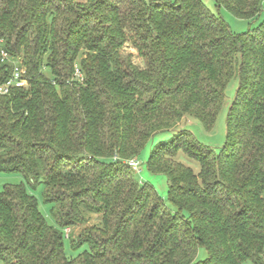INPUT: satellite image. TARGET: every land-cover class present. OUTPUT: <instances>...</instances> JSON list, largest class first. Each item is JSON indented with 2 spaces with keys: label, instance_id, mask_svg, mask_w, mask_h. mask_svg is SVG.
<instances>
[{
  "label": "trees",
  "instance_id": "1",
  "mask_svg": "<svg viewBox=\"0 0 264 264\" xmlns=\"http://www.w3.org/2000/svg\"><path fill=\"white\" fill-rule=\"evenodd\" d=\"M215 3L251 20L264 0ZM17 66L28 85L0 95V173L43 184L57 226L5 187L0 264H264V23L234 35L203 0H0V86ZM234 78L221 149L175 130L212 131ZM165 131L149 168L176 211L126 163ZM66 240L88 250L70 258Z\"/></svg>",
  "mask_w": 264,
  "mask_h": 264
},
{
  "label": "rangeland",
  "instance_id": "2",
  "mask_svg": "<svg viewBox=\"0 0 264 264\" xmlns=\"http://www.w3.org/2000/svg\"><path fill=\"white\" fill-rule=\"evenodd\" d=\"M203 2L206 4V6L211 9L216 14H220L223 19L227 22V24L230 27L231 32L234 35H240L242 33L248 32L250 30H254L259 28L264 23V4L261 14L251 20L246 19H240L234 16L231 12L228 10L222 8L219 10L216 7L215 0H203ZM127 53H131V50H127ZM134 54L133 61L135 64L140 65V60L137 57L136 52H132ZM238 88V80L234 78L231 80L229 85L226 89V101L223 105L221 111L219 112V115L217 117V121L215 124V127L212 131H206L202 124L193 118H186L183 121H181L180 125L175 129L178 131L179 129H186L192 132L195 137L200 141L202 144L209 146L211 148H214L216 150L221 149L226 142L227 139V114L229 110V106L231 105L233 99L235 98V94ZM172 131H165L157 134L149 145L144 148L141 153L133 159H136L139 163V173L132 170L135 174L138 175V178L142 183H148L152 185L155 190L157 191L158 195L166 202V204L173 210L176 211V209L169 203V184L167 176L164 174H156L152 172L149 168V158L151 154V150L153 146L156 144L162 142V141H168L173 136ZM183 156V153H181ZM181 161L187 162L191 164L187 158L182 157L180 158ZM188 160V161H187ZM194 165L195 170H199V166L197 164H191ZM24 185L27 189V191L34 196L38 203H39V209L46 219L47 223L50 226H57L55 219L52 215V205L45 203V187L43 184H39L35 187L28 184L23 177L22 174L19 173H0V192L5 187H11V186H20ZM65 250L66 254L70 258H76L85 251L88 250L87 246H82L81 248L74 250L71 247V244L69 240H66L65 242ZM207 252L204 248H200L198 255H197V261H202L207 259ZM243 264H252L251 262H246Z\"/></svg>",
  "mask_w": 264,
  "mask_h": 264
},
{
  "label": "built area",
  "instance_id": "3",
  "mask_svg": "<svg viewBox=\"0 0 264 264\" xmlns=\"http://www.w3.org/2000/svg\"><path fill=\"white\" fill-rule=\"evenodd\" d=\"M2 57L3 61L9 60V55L5 51H2ZM77 74L80 76L79 71H77ZM27 85L28 80L25 78V70L17 66L14 70L12 77L8 80V82L0 86V95H8L13 89L23 88ZM126 163L132 170L139 173V163L136 159L128 160L126 161ZM68 232L69 230H67V233Z\"/></svg>",
  "mask_w": 264,
  "mask_h": 264
},
{
  "label": "crops",
  "instance_id": "4",
  "mask_svg": "<svg viewBox=\"0 0 264 264\" xmlns=\"http://www.w3.org/2000/svg\"><path fill=\"white\" fill-rule=\"evenodd\" d=\"M77 1H80V2H85L86 0H77Z\"/></svg>",
  "mask_w": 264,
  "mask_h": 264
}]
</instances>
